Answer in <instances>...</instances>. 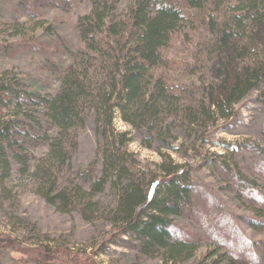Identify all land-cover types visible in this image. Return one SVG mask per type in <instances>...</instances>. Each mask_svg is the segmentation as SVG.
<instances>
[{
    "label": "trees",
    "instance_id": "trees-1",
    "mask_svg": "<svg viewBox=\"0 0 264 264\" xmlns=\"http://www.w3.org/2000/svg\"><path fill=\"white\" fill-rule=\"evenodd\" d=\"M82 1L13 0V11L51 34L52 25L45 27L46 12L67 13ZM91 2L92 9L76 25L83 47L72 49L65 41H43L42 36L2 46L11 57H45L42 68L57 76L59 87L42 92L16 76H0V178L10 177L16 167L20 175L33 177L47 203L61 212L80 206L87 220L101 209L97 196L115 189L117 201L105 213L118 234L132 236L139 253L159 257L160 264H263L264 241L241 235L236 222L232 227L214 195L193 181V165L164 163L159 179L146 182L131 163L136 159L127 148L128 133L118 131L113 120L118 111L129 125L163 138L172 135L175 124L192 130L232 117L234 106L264 84V0ZM15 24L18 35L24 26ZM198 28L206 32L199 53L212 62L215 77L208 82L209 99L191 97L188 103L185 85L158 72L170 69L165 51L176 36H189L186 30ZM62 51L69 61L59 64L53 57ZM89 117L94 119L101 166L74 169V132ZM41 146L47 152L39 157L34 150ZM224 146L231 147V156L207 154L202 165L223 177L251 211L247 224L264 232V146L251 141ZM241 151L250 157L243 160ZM185 216L196 220L218 246L200 259L195 256L202 247L201 235L185 231L174 219ZM47 251L61 264H99L84 251L60 246Z\"/></svg>",
    "mask_w": 264,
    "mask_h": 264
},
{
    "label": "rangeland",
    "instance_id": "rangeland-1",
    "mask_svg": "<svg viewBox=\"0 0 264 264\" xmlns=\"http://www.w3.org/2000/svg\"><path fill=\"white\" fill-rule=\"evenodd\" d=\"M13 4V0H0V76H16L30 89L54 92L59 87L58 79L51 71L42 68L48 62L45 57L33 53L11 57L5 54L2 46L27 37L42 36L43 41H65L72 49L83 47L84 42L76 25L82 16L90 12L92 2L83 0L67 13L60 10L46 12L48 23L45 27L52 25L54 32L51 34L45 28H35L36 22L28 21L23 15L18 16L13 11ZM57 17L59 19H55ZM17 22L24 27L20 28L22 33L15 35L14 25L16 27ZM204 31L202 28L186 30L189 36H176L165 51L170 69L161 68L158 72L175 83L185 85L190 93H184L183 97L188 103L193 101L192 98L209 99L212 87L208 82L215 77L212 62L205 58L206 54L199 53L198 43L204 40ZM53 59L59 64L69 61L65 51L55 53ZM193 104L196 105L195 102ZM113 122L118 131L128 133L130 142L127 148L136 159V163H131L134 171L146 182L159 179L164 163L191 164L195 167L192 170L193 181L214 195L215 204H219L226 218L232 221V227L236 222L241 235L253 242L264 241V232L252 229L246 222V218L252 216L251 211L228 189L222 176L202 165L203 156L207 154L231 156V147L226 148L225 144L236 146L243 141H251L264 146V84L234 106L232 117L202 123L193 126L192 130L182 127L181 123L175 124L172 135L166 134L163 138L145 128L129 125L118 111ZM167 125H164V130ZM74 133L78 146L70 150L72 167L77 169L92 163L99 168L102 160L94 119L89 117L86 124ZM34 152L40 157L47 152V148L41 146ZM240 154L245 156L243 160L250 157L243 151ZM30 176L20 175L15 167L10 177L5 180L0 178V264H61L53 260L47 251L54 246L84 251L99 264H160L159 257L141 255L139 242L132 236L118 234V228L105 213L117 201L115 189L108 188L97 196L101 209L94 213L93 219L87 220L80 206L61 212L47 203L39 195L37 185ZM209 207L212 209V206ZM174 219L185 231L201 235L202 247L196 258L200 259L208 250L218 247L196 220L188 216ZM222 229L226 228L223 226ZM262 262L264 264V259Z\"/></svg>",
    "mask_w": 264,
    "mask_h": 264
}]
</instances>
